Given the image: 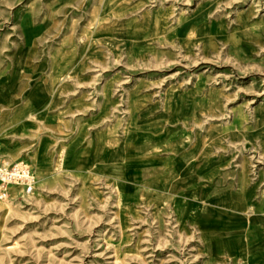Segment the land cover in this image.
Segmentation results:
<instances>
[{
    "label": "rangeland",
    "instance_id": "1",
    "mask_svg": "<svg viewBox=\"0 0 264 264\" xmlns=\"http://www.w3.org/2000/svg\"><path fill=\"white\" fill-rule=\"evenodd\" d=\"M17 164L0 264H264V0H0Z\"/></svg>",
    "mask_w": 264,
    "mask_h": 264
},
{
    "label": "built area",
    "instance_id": "2",
    "mask_svg": "<svg viewBox=\"0 0 264 264\" xmlns=\"http://www.w3.org/2000/svg\"><path fill=\"white\" fill-rule=\"evenodd\" d=\"M20 173H26V169L20 164L14 165L10 169L0 166V180L3 183L18 179Z\"/></svg>",
    "mask_w": 264,
    "mask_h": 264
},
{
    "label": "bare ground",
    "instance_id": "3",
    "mask_svg": "<svg viewBox=\"0 0 264 264\" xmlns=\"http://www.w3.org/2000/svg\"><path fill=\"white\" fill-rule=\"evenodd\" d=\"M125 178V177H124Z\"/></svg>",
    "mask_w": 264,
    "mask_h": 264
}]
</instances>
